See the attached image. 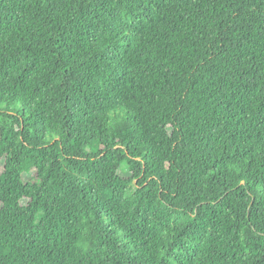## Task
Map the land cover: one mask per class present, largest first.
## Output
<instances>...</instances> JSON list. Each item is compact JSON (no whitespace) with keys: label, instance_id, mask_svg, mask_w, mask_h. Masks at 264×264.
Masks as SVG:
<instances>
[{"label":"trees","instance_id":"obj_1","mask_svg":"<svg viewBox=\"0 0 264 264\" xmlns=\"http://www.w3.org/2000/svg\"><path fill=\"white\" fill-rule=\"evenodd\" d=\"M0 264H264V0H0Z\"/></svg>","mask_w":264,"mask_h":264},{"label":"rangeland","instance_id":"obj_2","mask_svg":"<svg viewBox=\"0 0 264 264\" xmlns=\"http://www.w3.org/2000/svg\"><path fill=\"white\" fill-rule=\"evenodd\" d=\"M123 170L127 172L128 171V167L127 166H124L123 167ZM135 173L137 174L138 173V170H135Z\"/></svg>","mask_w":264,"mask_h":264}]
</instances>
